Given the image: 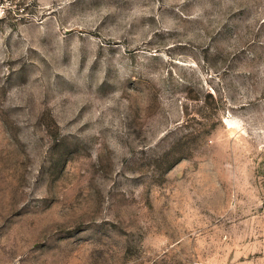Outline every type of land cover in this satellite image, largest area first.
<instances>
[{"label": "rangeland", "instance_id": "rangeland-1", "mask_svg": "<svg viewBox=\"0 0 264 264\" xmlns=\"http://www.w3.org/2000/svg\"><path fill=\"white\" fill-rule=\"evenodd\" d=\"M0 264H264V0H7Z\"/></svg>", "mask_w": 264, "mask_h": 264}, {"label": "built area", "instance_id": "built-area-1", "mask_svg": "<svg viewBox=\"0 0 264 264\" xmlns=\"http://www.w3.org/2000/svg\"><path fill=\"white\" fill-rule=\"evenodd\" d=\"M7 8V0H0V18H2L6 14Z\"/></svg>", "mask_w": 264, "mask_h": 264}]
</instances>
